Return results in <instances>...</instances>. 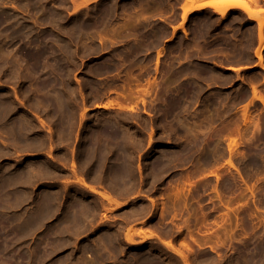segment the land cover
Here are the masks:
<instances>
[{"label": "rangeland", "instance_id": "obj_1", "mask_svg": "<svg viewBox=\"0 0 264 264\" xmlns=\"http://www.w3.org/2000/svg\"><path fill=\"white\" fill-rule=\"evenodd\" d=\"M182 1L0 0V264H264L260 26Z\"/></svg>", "mask_w": 264, "mask_h": 264}, {"label": "bare ground", "instance_id": "obj_2", "mask_svg": "<svg viewBox=\"0 0 264 264\" xmlns=\"http://www.w3.org/2000/svg\"><path fill=\"white\" fill-rule=\"evenodd\" d=\"M227 1V0H226ZM257 1V0H255ZM253 2V0H252ZM250 5V4H249ZM248 5V2H244L243 0H231V1H227L225 3L223 2H218L216 0H207V1H198V0H186L183 5H182V11H183V22L186 21V19L188 18V16L196 11L199 10H203L206 9L208 7H212L218 14H220L222 17H225L227 15V10L229 8H239L242 9V11H244L246 14H248V17H250L252 20L258 22L259 26H260V31H259V48H258V58L260 61V66L264 69V66L262 64L263 62V56L262 53L264 51V32H263V27H264V17H260L257 11H253V8H250L251 6ZM263 14V13H262ZM256 88V87H255ZM255 91V89H253ZM254 93V92H253ZM255 94L256 91H255ZM261 95V94H260ZM259 93L257 94V97H260ZM263 96H261L259 99L262 100L264 98H262ZM262 102H264V100H262ZM238 173L241 171L238 169L237 170ZM242 179H245L242 174H240ZM252 192L254 191L253 189L251 190ZM219 192V191H218ZM221 193V192H220ZM219 194V193H218ZM217 194V195H218ZM223 194V193H222ZM222 194H220L219 196L222 198ZM255 194V193H254ZM218 196V197H219ZM225 197V196H224ZM226 199V198H225ZM229 199V198H228ZM226 199V201L228 200ZM230 200V199H229ZM224 201V200H223ZM231 201V200H230ZM224 203V202H223ZM229 203V202H228ZM226 203V204H228ZM229 205V204H228ZM227 205V206H228ZM226 206V208H227ZM229 207V206H228ZM3 208V207H2ZM230 208V207H229ZM233 208V207H232ZM231 208V210H232ZM228 211L230 209H227ZM230 210V213H231ZM241 210V209H240ZM235 212V213H234ZM228 213V212H227ZM232 213H234L236 216L238 217L239 214V208L236 210L233 209ZM229 215V214H228ZM239 219V218H238ZM23 228V227H22ZM243 230V229H242ZM244 232V231H243Z\"/></svg>", "mask_w": 264, "mask_h": 264}, {"label": "crops", "instance_id": "obj_3", "mask_svg": "<svg viewBox=\"0 0 264 264\" xmlns=\"http://www.w3.org/2000/svg\"><path fill=\"white\" fill-rule=\"evenodd\" d=\"M186 0H183L182 1V3H181V5H180V10H181V12L183 13V11H182V5H183V3L185 2ZM198 1H207V0H198ZM216 1H218V2H223V3H225V2H227V1H231V0H216ZM256 2H258V3H264V0H257ZM208 9H212V10H214L212 7H208ZM263 12H259L258 14H259V16L260 17H264V13L262 14Z\"/></svg>", "mask_w": 264, "mask_h": 264}]
</instances>
